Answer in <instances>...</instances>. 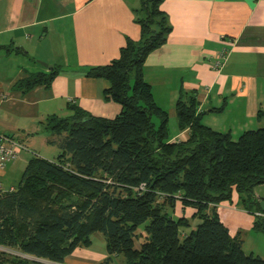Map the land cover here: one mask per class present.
Instances as JSON below:
<instances>
[{
  "label": "trees",
  "instance_id": "obj_1",
  "mask_svg": "<svg viewBox=\"0 0 264 264\" xmlns=\"http://www.w3.org/2000/svg\"><path fill=\"white\" fill-rule=\"evenodd\" d=\"M163 1L142 0L139 39L128 38L117 58L87 71L108 81L104 96L121 112L106 118L71 104L72 115L51 114L43 122L52 133L47 142L60 153L56 160L33 155L18 186L0 194V246L63 262L101 232L104 263L123 255L125 264H264L260 255L244 251L241 233L231 236L218 212V204L236 192L249 213L261 209L254 189L264 184V127L233 139L202 121L195 94L181 95L178 127L189 134L170 140L169 112L144 77L147 57L172 31ZM58 73L55 66L28 74L15 88L51 87ZM178 201L200 220L187 233L190 219L171 212ZM145 223L146 239L136 247ZM254 229L264 232V219L256 218ZM36 263L0 250V264Z\"/></svg>",
  "mask_w": 264,
  "mask_h": 264
},
{
  "label": "crops",
  "instance_id": "obj_2",
  "mask_svg": "<svg viewBox=\"0 0 264 264\" xmlns=\"http://www.w3.org/2000/svg\"><path fill=\"white\" fill-rule=\"evenodd\" d=\"M161 8L172 31L144 65L157 104L176 117L179 97L195 94L202 121L206 118V125L230 132L233 139L264 127V113L259 115L264 111V0H164ZM143 16L142 0H0V132L26 144L31 133L12 123L17 116L39 120L42 130L44 113L72 115L71 104L115 118L121 105L105 98L108 81L89 77L87 71L117 58L128 38L139 39ZM223 51L228 56L216 70L212 62ZM39 60L59 67L51 87L39 85L25 93L15 88L28 74L51 70ZM170 134L171 141L186 140L189 128ZM254 193L264 199V184ZM171 212L190 219L186 233L200 222L193 218L195 209L180 201ZM218 212L231 236L241 233L244 251L264 258V251L245 249L257 231L256 218L239 203L237 192L219 204ZM95 233L90 245L77 247L63 262L40 258L36 264H125L122 255L104 263L107 241L103 235L102 243L95 242ZM142 233L136 247L146 239ZM259 235L252 239L256 242Z\"/></svg>",
  "mask_w": 264,
  "mask_h": 264
},
{
  "label": "rangeland",
  "instance_id": "obj_3",
  "mask_svg": "<svg viewBox=\"0 0 264 264\" xmlns=\"http://www.w3.org/2000/svg\"><path fill=\"white\" fill-rule=\"evenodd\" d=\"M134 80L131 79V84H133ZM60 117H67L69 116L67 112L59 113L57 114ZM47 114L44 113L40 119L44 120L47 118ZM170 116V115H169ZM30 116H17V122L15 120L12 121V123H19L18 127L19 129H26L27 132L31 133L30 136V142H26V145L28 147V150H24L20 153L19 158H17L13 163L8 165L6 168V173L2 178L3 184L5 188H11V187H17L22 176L24 173V170L27 165V161L30 160L32 155H40L50 160L57 159L60 149L57 145H53L47 142V137L52 135L51 132H48L44 128L41 130L39 128V125H42L39 120L33 121L30 119ZM16 119V118H15ZM153 121L158 126L160 124V120L158 117H153ZM206 122V118L203 120ZM43 127V126H42ZM178 128V121L177 116H170L169 117V129L170 132L175 131V129ZM237 139V138H235ZM197 221H200L199 219ZM147 223L141 225V227L138 229V238L136 239V242L143 237L142 231H144V226ZM195 227L194 225H192ZM197 226V225H196ZM258 231V230H257ZM257 231L252 233V237L249 236L246 244L245 249L247 251H251L252 249L256 251V253H259V251H264V232L258 231L260 234L259 239L255 242L252 238H256ZM95 242L102 243V240L104 241L103 234L100 232L95 233L94 235ZM102 238V239H101ZM261 253V252H260ZM123 256V255H122ZM124 257V256H123Z\"/></svg>",
  "mask_w": 264,
  "mask_h": 264
},
{
  "label": "built area",
  "instance_id": "obj_4",
  "mask_svg": "<svg viewBox=\"0 0 264 264\" xmlns=\"http://www.w3.org/2000/svg\"><path fill=\"white\" fill-rule=\"evenodd\" d=\"M227 56H228L227 51L221 52L218 58L212 62L213 68L219 70L224 64ZM24 150H28V147L24 142L18 140L13 135L0 132V194L5 193L9 189L11 190L14 189V187L5 188L1 178L8 165L14 162L17 158H19L20 153ZM140 188L143 189L144 186L142 185ZM253 215L255 216V218L264 219V211L262 209L255 210ZM0 250L6 251L10 254L19 255L23 258L32 259L35 261L40 259L39 257L24 253L15 248L0 246Z\"/></svg>",
  "mask_w": 264,
  "mask_h": 264
},
{
  "label": "water",
  "instance_id": "obj_5",
  "mask_svg": "<svg viewBox=\"0 0 264 264\" xmlns=\"http://www.w3.org/2000/svg\"><path fill=\"white\" fill-rule=\"evenodd\" d=\"M39 63L42 64L44 67H47L50 69L54 68L53 64H49V63L41 61V60H39ZM259 205H260V208L264 211V199L259 200Z\"/></svg>",
  "mask_w": 264,
  "mask_h": 264
}]
</instances>
